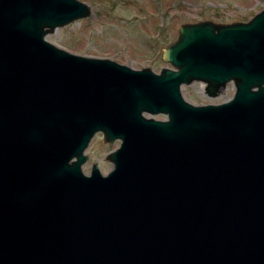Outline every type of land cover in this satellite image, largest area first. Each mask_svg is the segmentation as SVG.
Masks as SVG:
<instances>
[{
    "label": "water",
    "instance_id": "water-1",
    "mask_svg": "<svg viewBox=\"0 0 264 264\" xmlns=\"http://www.w3.org/2000/svg\"><path fill=\"white\" fill-rule=\"evenodd\" d=\"M88 15L0 0V264H264V7L180 26L159 74L45 40ZM193 82L235 93L194 106ZM97 133L106 176L82 171Z\"/></svg>",
    "mask_w": 264,
    "mask_h": 264
},
{
    "label": "rangeland",
    "instance_id": "rangeland-1",
    "mask_svg": "<svg viewBox=\"0 0 264 264\" xmlns=\"http://www.w3.org/2000/svg\"><path fill=\"white\" fill-rule=\"evenodd\" d=\"M89 9L88 17L55 29L45 40L60 50L88 58L108 59L133 70L149 69L159 74L172 66L163 60V51L178 38L185 24L211 22L216 25L247 23L263 9L262 0H79ZM235 93L227 83L215 97L206 85L193 82L181 86L183 99L194 106L228 102ZM165 121L163 115L150 116ZM119 141H104L97 133L84 155L82 171L89 175L93 165L106 176L113 168L107 156Z\"/></svg>",
    "mask_w": 264,
    "mask_h": 264
},
{
    "label": "bare ground",
    "instance_id": "bare-ground-1",
    "mask_svg": "<svg viewBox=\"0 0 264 264\" xmlns=\"http://www.w3.org/2000/svg\"><path fill=\"white\" fill-rule=\"evenodd\" d=\"M223 91V90H222Z\"/></svg>",
    "mask_w": 264,
    "mask_h": 264
}]
</instances>
